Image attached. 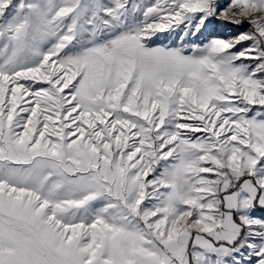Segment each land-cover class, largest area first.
Instances as JSON below:
<instances>
[{
	"label": "snow or ice",
	"instance_id": "1",
	"mask_svg": "<svg viewBox=\"0 0 264 264\" xmlns=\"http://www.w3.org/2000/svg\"><path fill=\"white\" fill-rule=\"evenodd\" d=\"M0 264H264V0H0Z\"/></svg>",
	"mask_w": 264,
	"mask_h": 264
},
{
	"label": "rangeland",
	"instance_id": "2",
	"mask_svg": "<svg viewBox=\"0 0 264 264\" xmlns=\"http://www.w3.org/2000/svg\"><path fill=\"white\" fill-rule=\"evenodd\" d=\"M248 29H249V25L247 22H245L241 26H235V25L223 26V25H220L217 23L215 34H219V35L235 34V33H238L240 31H247ZM157 42L161 43V42H166V41H157ZM197 42H199V41H197ZM169 159H171V158H169Z\"/></svg>",
	"mask_w": 264,
	"mask_h": 264
}]
</instances>
